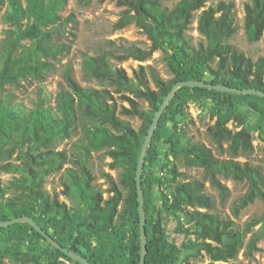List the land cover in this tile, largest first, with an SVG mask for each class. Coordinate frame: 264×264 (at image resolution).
Segmentation results:
<instances>
[{"label":"trees","instance_id":"16d2710c","mask_svg":"<svg viewBox=\"0 0 264 264\" xmlns=\"http://www.w3.org/2000/svg\"><path fill=\"white\" fill-rule=\"evenodd\" d=\"M104 1V0H100ZM164 0H116L124 7L114 23L115 29L136 24L149 38L151 45L142 48L135 43L124 46L120 60L150 59L157 50L164 58L172 78L164 79L151 72L156 88L147 76V65L140 64L130 76L122 66L111 63L110 51L96 55L85 53L83 67L88 75L114 85L115 91L129 103L119 105L107 89L85 87L73 75L71 66L64 71L56 96V107L47 105L39 97L33 107L15 102L11 85L19 87L24 80H44L53 71L60 55L68 52L71 44L63 39L74 33L77 18L72 12L63 16L68 0H0V155L5 160L0 169L14 172L9 183L0 179V222L23 216L32 217L60 243L79 253L93 264H140L141 230L136 172L140 153L149 127L166 95L181 80H204L241 88L264 91V57L254 60L228 42L237 31L234 1L179 0L173 9ZM198 15V28L206 42L193 44L188 33ZM245 31L250 41L264 36V0H250L245 6ZM2 24L7 27L2 28ZM212 77L207 79V75ZM138 80V87L135 80ZM146 98L149 108H143L134 96ZM210 98L215 101L217 120L213 136L221 148L229 143L233 157L221 159L203 143L184 139L177 131L178 115H187L190 100ZM244 103L259 112L264 121V96L220 91L198 86L180 87L166 107L148 149L142 175V187L147 214L146 264H177L183 248L196 255L208 254L204 264H242L236 261L245 245V232L232 218L214 212L215 200L206 192L208 179L225 199L227 186L220 174L237 181L247 180L249 187L234 207L235 214L256 198L264 200V172L257 165L241 162L235 156L253 149L251 129L246 118L237 111ZM123 115L138 116L142 125L136 129ZM235 120L240 129L234 131L228 123ZM174 123L172 137L164 140L170 145V157H183L189 166L204 169L203 179L179 181L183 176L177 164H166V184L162 190L163 206L183 216L176 233L191 236L182 245L172 244L167 236L161 211L155 212L152 186L147 173L159 154L161 127ZM81 128L75 158L66 149L56 150L55 144L75 135ZM105 149L112 168H121L122 188L104 173L111 187L109 195L94 183L88 161L93 151ZM16 154L15 161L11 157ZM72 164V165H67ZM63 170V193L87 211L81 218L78 211L61 201L57 192L45 188L46 177ZM259 222L253 219L250 225ZM254 234L249 239L245 254L254 256L260 251ZM0 242L11 243L6 248L17 261L33 264H81L51 244L31 224L19 221L0 227ZM47 246H41V243ZM46 259V262H43Z\"/></svg>","mask_w":264,"mask_h":264},{"label":"rangeland","instance_id":"374dc122","mask_svg":"<svg viewBox=\"0 0 264 264\" xmlns=\"http://www.w3.org/2000/svg\"><path fill=\"white\" fill-rule=\"evenodd\" d=\"M179 0H164V6L173 9ZM217 1L210 0L208 4ZM234 1L236 4V24L237 31L228 39V42L241 49L247 56L252 57L254 60L259 57H264V36L258 41H250L247 38L245 31V6L250 0H228ZM124 7L117 5L116 0H68V3L62 11L63 16L74 13L77 18V25L74 33L68 34L63 40L71 44L68 52L60 55L56 61V66L53 71L47 74L44 80H24L19 87L7 86L6 91H12L15 95V102H20L26 107H33L38 101L39 97L45 99L47 105L56 107V96L61 88L65 85L64 71L66 67L71 66L73 75L77 81L85 87L94 88H107L115 97L119 109L122 104L129 105V103L121 96L120 93L115 91V86L109 84L107 81L99 80L95 77L88 75L83 67L85 53L96 55L101 51H110L112 55L110 61L115 66H122L125 68L130 76H134V70L138 69L140 64L147 65V76L150 86L156 88L155 82L151 72L159 74L164 79L172 78L173 73L167 65L164 52L157 50L153 53L150 59L145 61H138L134 58L127 60H120L116 56L124 52V46L132 43L137 44L142 48H148L151 41L148 36L134 23L127 25L122 29H115L114 23L118 20ZM201 10L195 13V18L188 30L192 37V42L198 45L200 42H206V37L198 28V15ZM7 27L2 24V28ZM0 37H3L1 35ZM212 76L207 75V79ZM135 85L138 87V80H135ZM130 96H134L143 108L148 109L149 104L146 98L136 97L130 92H123ZM185 109L187 115H178L177 131L184 139L189 138L190 141L203 143L213 149L216 156L221 159L233 157L229 150V143L224 142L223 148L219 146L213 136V127L217 120V108L215 101L210 98L201 100H190L186 103ZM237 111L241 113L247 120L245 126L251 129L253 135V149L248 153H240L235 156L241 162H249L252 165H257L264 172V121L261 119L259 112L255 111L244 103H239ZM121 117L129 120L132 125L139 129L142 125V119L138 116H129L121 114ZM228 126L236 131L241 128L235 120H231ZM160 147L159 154L154 163L150 166L147 173V180L149 185L152 186L153 204L155 212L161 211L163 215V223L167 230V236L170 242L174 245H182L184 241L193 238L176 233V227L183 216L177 212H170L163 206L162 190L166 184H161L160 181L164 180L167 175L166 164H170L171 160L177 164L183 176L178 178L179 181H186L192 179H203L205 176L204 169L199 166H189L186 164L183 157L173 159L170 155V145L164 143L169 137L173 136L175 131L174 123L169 121L163 124L160 129ZM81 128L78 132L70 138L58 141L55 144L56 150L66 149L72 158H75L76 144L81 137ZM16 154L11 157L15 161ZM112 161L111 157L105 152V149L93 151L88 161L96 179L94 183L99 189H102L104 196L107 197L109 188L111 187L109 180L104 176V173H109L112 179L122 188L121 185V168H112L109 163ZM6 162L0 155V164ZM72 165V164H67ZM144 172V170H143ZM63 170L53 172L46 177L45 188L51 193L57 192L61 201H66L69 206L75 208L84 218L88 211L78 202L69 198L63 193V185L61 176ZM15 175L14 172H6L0 169V179L5 183H9ZM144 175V174H143ZM220 180L227 186L228 195L225 199L222 198L220 191L212 186L207 179L206 192L211 194L216 202L214 212H218L225 218H232L239 229L245 232V245L236 261L242 264H264V200L256 198L253 202L242 208L238 214H235L234 207L239 198L247 191L249 183L247 180L237 181L232 177L219 175ZM258 218L259 222L255 225H250V222ZM258 234L260 238L257 240V245L260 251H255L254 256L249 257L245 254L246 245L252 235ZM11 243L6 244L0 242V264H33L32 262L17 261L10 253H7L6 248L10 247ZM41 246L46 247L47 243L42 242ZM210 261V257L205 252L196 255L193 250L183 248L177 259V264H204ZM46 262V259H43ZM66 264H74L71 261H65Z\"/></svg>","mask_w":264,"mask_h":264},{"label":"water","instance_id":"95a60500","mask_svg":"<svg viewBox=\"0 0 264 264\" xmlns=\"http://www.w3.org/2000/svg\"><path fill=\"white\" fill-rule=\"evenodd\" d=\"M182 86H198L203 88H209V89H216L220 91H228V92H235L240 94H255L258 96H264V91L257 88H241L236 86H230L226 84H216L213 82H207L204 80H181L177 82L174 87L169 91V93L166 95V98H164L163 102L161 103L158 111L156 112L154 119L149 127L147 137L144 140L142 150L140 153L138 166H137V172H136V180H137V187H138V200H139V213L140 214V230H141V242H142V253H141V261L140 264H146V254L147 253V242H148V235H147V214L145 210V199L143 194V187H142V175L143 170L145 167V160L148 153L149 146L151 144L152 138L154 137V133L156 130V127L158 126L160 119L170 103L171 99L177 92V90ZM19 221H25L31 224L39 233H41L51 244H53L56 248L60 249L61 251H64L66 254H68L71 258L79 261L81 264H93L90 261H88L85 257L80 255L79 253L74 252L73 250L69 249L68 247L64 246L62 243H60L55 237H53L47 230H45L36 220H34L32 217L29 216H23L19 218H13L6 221L0 222V227L8 226L10 224L19 222Z\"/></svg>","mask_w":264,"mask_h":264}]
</instances>
